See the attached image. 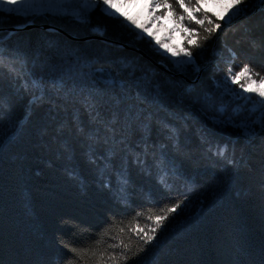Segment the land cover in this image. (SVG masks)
I'll list each match as a JSON object with an SVG mask.
<instances>
[{"label": "trees", "instance_id": "obj_1", "mask_svg": "<svg viewBox=\"0 0 264 264\" xmlns=\"http://www.w3.org/2000/svg\"><path fill=\"white\" fill-rule=\"evenodd\" d=\"M84 17L0 8V30L68 34L0 31L22 57L0 64V264H264V131L225 86L229 68L264 76V4L232 25L209 15L183 66ZM181 200L140 252L139 229Z\"/></svg>", "mask_w": 264, "mask_h": 264}, {"label": "rangeland", "instance_id": "obj_2", "mask_svg": "<svg viewBox=\"0 0 264 264\" xmlns=\"http://www.w3.org/2000/svg\"><path fill=\"white\" fill-rule=\"evenodd\" d=\"M167 2L169 5H171L170 8L159 7L153 9L149 6L156 3L163 4V0H131L130 3L128 0H120V2L117 4V7L120 8V11L127 13L129 16L138 17L141 24H145L149 19V13L154 12V15L151 17L152 23L146 24L153 35L150 36L147 33H143V35L149 37L158 48V51L163 53L164 56H167L174 62L186 61L189 59V57L185 55V52L189 51V47L194 44L196 39L195 34L197 32L196 28L200 25L188 18V13H186L184 9L179 6V0H167ZM183 2L189 9H194L197 6L196 0H183ZM252 2L253 0H245V3L248 6ZM0 3L3 4V7L0 8L5 9V11L8 8L15 7L17 13L25 16L56 12L71 14L74 17H80L82 15L84 16L85 13L90 11L87 9V5L83 3L82 0H15L14 4L7 2V0H0ZM256 4L257 3H254V6ZM199 7L201 10L199 12L193 13L197 19H203L205 22L209 15L214 16L216 19H218V17H223V19H218L223 23V25H226L228 17L233 11H235V9H233L230 4L219 2V0H202ZM241 7H243V5ZM180 16H184L182 21L179 20ZM121 17L124 18L123 16ZM156 17L166 18L156 20ZM239 17L234 19L231 22V25L235 23ZM186 27L193 29L194 32H185L184 29ZM137 30L139 32L141 31L140 29ZM161 44L165 45V47H161ZM173 53H177V55H173ZM178 65L183 66L186 64ZM245 81L246 77L241 78L239 83H237V89L241 92L243 89L240 88V84L245 83ZM251 87L254 88L256 85H251ZM244 95L254 96L255 94L245 92ZM256 98L259 99L258 97ZM244 102L247 104L245 114L247 115L246 121L248 123L251 121L254 123L256 122V120H253L254 118L259 119L261 115H264V113L258 111L259 106L254 107L251 102Z\"/></svg>", "mask_w": 264, "mask_h": 264}, {"label": "snow or ice", "instance_id": "obj_3", "mask_svg": "<svg viewBox=\"0 0 264 264\" xmlns=\"http://www.w3.org/2000/svg\"><path fill=\"white\" fill-rule=\"evenodd\" d=\"M7 2L14 4L15 0H7ZM82 2L87 5L88 10L90 11L99 10L100 12L105 14L110 19L117 21L122 27L128 28L133 31L134 29L132 28V26H134L135 29H140L141 30L140 32L135 33L137 38L139 39L144 38L143 33H147L150 36L153 35V33L146 26V24L152 23L151 17L154 15V12L149 13V19L145 24H141L139 22L138 17L129 16L127 15V13L120 11V8L117 7V4L120 2V0H82ZM128 2L130 3L131 0H128ZM201 2L202 0H196L197 6L194 9H189L188 7L185 6L183 0H179V6L183 8L186 13H188V18L190 20H193L196 24L203 26L204 20L197 19L196 16L193 14L194 12H199L201 10L199 7ZM219 2L228 3L232 6L233 9H235V11H233L232 14L228 17V20L226 21V26L231 24V22L234 19H236L238 16L247 14L248 5L245 3V0H219ZM253 2L257 4H264V0H253ZM242 5L243 7H241ZM149 6L152 7L153 9L159 8V7H165V8L171 7V5L168 4L167 0H163V4L156 3V4H151ZM0 7H3L2 3H0ZM6 11L12 13V12H16L17 10L15 7H13V8L6 9ZM121 16L124 17V20L120 19ZM162 18H166V17H156V20H159ZM77 19H79L81 22H85L86 18L82 15L80 17H77ZM183 19H184V16L179 17V20L182 21ZM218 19H223V17H218ZM125 20H127L128 23H125ZM28 22L31 23V21H28ZM208 22L211 24L212 23L211 19H209ZM214 27L216 29H219L221 25L217 23L214 25ZM184 30L185 32H188V31L194 32L193 29H189L187 27ZM93 31L103 34L100 28H95L93 29ZM207 31L211 34L212 29L209 28L207 29ZM205 39H207V37H205ZM4 40H5V37L3 35H0V64H3L4 60L6 59H22V57L13 58V57L6 56L5 49H4ZM52 43L53 42H50V44ZM149 43H151V41H149ZM196 46L199 47L200 45L197 44ZM161 47H165V45L161 44ZM173 55H177V53H173ZM185 55L189 57L188 60L176 61L174 63H177V64H194L195 63L194 59L192 58V53L190 51H186ZM14 67L15 66H13V68ZM97 71L100 73H103L104 70L100 68V69H97ZM228 71H229V75L225 77V86H227L229 82L231 84H237L239 83L241 78L246 77L245 83L240 84V88L243 89V91L236 93V95L243 101L251 102L254 107L259 106L258 111L261 113H264V76H261L259 80L254 79L253 73L250 71V66L248 64H245L242 67V69L239 72H236L235 74H232L231 68H229ZM255 75L260 76V73L257 72L255 73ZM105 83L113 88H116L118 86L121 90L125 89L126 87V84L123 81H120L118 83L117 80L114 78H110L109 80L105 81ZM41 85H42V81L40 80L32 81V86L37 88V90H39ZM251 85H256V87L253 88L251 87ZM245 92L250 93V94L254 93L255 95L245 96L244 95ZM256 97H258L259 99H257ZM258 122L260 124L261 131H264V115H261L259 117ZM0 135H2V133H0ZM226 151H227L226 149H220L218 150V154L222 156L224 155ZM182 205L186 207V204H184V200L178 201L171 206H166V208L161 209V211L164 213L163 215H155L154 217L152 216L149 217V219L154 220L155 227H152L149 231H145L143 228L139 229L140 232L144 233L142 237L143 246L139 248L140 252L145 251L146 246L149 244H152V242L156 240V234L158 230L163 226V222L168 219V215L170 213H175L177 209H181ZM149 232L151 234H149ZM72 250L74 252H77V249H72ZM125 259L127 260V257H125Z\"/></svg>", "mask_w": 264, "mask_h": 264}, {"label": "water", "instance_id": "obj_4", "mask_svg": "<svg viewBox=\"0 0 264 264\" xmlns=\"http://www.w3.org/2000/svg\"><path fill=\"white\" fill-rule=\"evenodd\" d=\"M259 7H260V6H259ZM259 7H258V8H259ZM258 8H257L256 10H258ZM34 27H36V28H43V29H53V30H56V31H58V32L64 33L65 35L67 34V33H66L65 31H63L61 28L56 27V26H54V25H50V24L36 25V24H34V23H29V24H26V25H24V26H22V27H12V28H8V29H4V30H5V31H8V32H14V31H20V30L30 29V28H34ZM4 30H2V31H4ZM67 35H68V34H67ZM71 37H72V36H70V38H71ZM92 38H94V39L99 38V39L105 41L104 38H102V37H97V36L84 37V38H76V37H72V39H76V40H80V41H84V40H88V39H92ZM122 46H123V47H129L127 44H123ZM130 48L132 49V47H130ZM138 52H140L143 56L147 57V55L144 54L143 52H141V51H139V50H138ZM160 67H161L162 69H164V70H167V69H166L164 66H162V65H160Z\"/></svg>", "mask_w": 264, "mask_h": 264}]
</instances>
